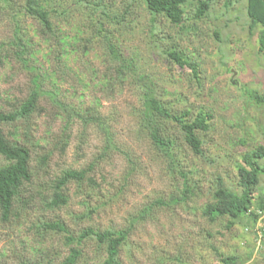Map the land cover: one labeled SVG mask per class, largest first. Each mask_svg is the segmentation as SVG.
<instances>
[{"label":"rangeland","instance_id":"obj_1","mask_svg":"<svg viewBox=\"0 0 264 264\" xmlns=\"http://www.w3.org/2000/svg\"><path fill=\"white\" fill-rule=\"evenodd\" d=\"M25 1L0 0V112L10 111L27 96L35 74L31 66L41 77L42 89L53 91L62 107L43 94L30 118L31 167L36 171L38 158L50 155L46 168L38 169L27 186L36 198L28 217L0 221V264L43 263L47 258L50 264H62L68 248L61 236L38 240L28 229L39 216L62 220L74 234L88 226L124 229L131 224L119 248L120 264H224L216 251L237 256L242 264H264V240L257 237L264 233V212L256 223L246 216L230 228L226 217L210 222L202 215L212 200L216 177L239 192L237 166L243 155L264 148V52L258 51L259 27L249 26L246 0H212L201 18L194 16L198 0H186L178 26L161 16L151 22L141 0H47V9H65L50 15L53 34L25 13ZM97 1L107 17L92 11ZM130 2L123 19L115 22L114 16ZM16 36L26 47L22 56L16 54ZM107 38L122 56L133 58L138 73L152 82L166 106L177 113L189 111L190 117L200 111L211 115L208 130L197 132L202 156L193 153L173 123L163 129L174 140L173 162L153 145L140 122L142 85L130 72L118 79ZM164 49L181 51L196 63L198 78L167 59ZM255 94L260 100L252 97ZM88 109L105 129L76 117L75 112L85 116ZM69 110L68 141L60 150L55 143ZM4 130L11 132L13 127L7 124ZM17 133L21 141L22 128L17 127ZM4 163L0 157V165ZM259 163L264 166V157ZM90 164L94 166L87 175L93 185L85 181L78 189L69 183L63 207H42L36 193L50 191L41 186L48 188L65 170ZM180 173L187 176L191 189L184 201ZM88 207L97 210L88 218H74ZM81 249L76 264H102V248L86 241Z\"/></svg>","mask_w":264,"mask_h":264},{"label":"trees","instance_id":"obj_2","mask_svg":"<svg viewBox=\"0 0 264 264\" xmlns=\"http://www.w3.org/2000/svg\"><path fill=\"white\" fill-rule=\"evenodd\" d=\"M82 1V0H80ZM132 1V0H131ZM144 7L151 16V22L157 16H161L171 25L178 26L183 22V4L186 0H141ZM212 0H198L194 12L196 18H201L209 9ZM47 0H26L25 13L37 19L42 29L53 34V23L50 20L52 12L64 13L65 9L57 10L55 8L47 9ZM92 11H100L104 16H108L105 7L100 1L93 2ZM131 2L126 5L120 16H114V21L119 22L130 7ZM100 8V9H99ZM246 15L250 27H259L258 31V51L264 52V0H246ZM99 31L103 30V23H98ZM154 33V27L151 29ZM20 37L16 36L15 43L18 50L16 54L22 56L26 50L25 44L20 43ZM107 41V49L113 60L116 62L115 71L118 79L121 81L126 79L127 72L132 77H136L139 84L142 85V107L139 110L141 126L147 131L153 145L156 146L166 157L173 162V146L174 140L167 137L164 133L165 125L173 123L178 126L185 143L191 148L194 154L202 156V140L197 132L207 131L209 128V120L211 115L207 112H197L193 117L189 116V111L177 113L170 106L158 97L150 80L146 81V75L138 73L136 64L131 57L122 56L116 46ZM163 55L173 61L179 68H188L194 79L198 78L196 63L192 62L183 52L176 49H164ZM35 74L32 77V88L27 96L15 102L8 112H0V157L4 160V164L0 165V221L9 222L15 218L28 217L29 208L35 206V197L28 191V185L33 183V179L38 175V169H45L48 164L50 152L42 154L37 161V169L31 167V151L28 146L33 144L32 134L29 132V121L31 116L39 107V99L43 94L51 97V102L57 104L60 108L62 104L57 103L56 94L53 91H44L41 85V77L34 66L30 67ZM254 99L260 100V96L252 95ZM65 107V106H64ZM63 107V108H64ZM62 108V110H63ZM84 116L81 111L75 112L83 124H97L101 129L103 121L92 112L87 110ZM72 113L66 112L63 118L64 124L62 132L57 136L58 141L55 146L60 144L59 149L64 150L68 136L65 134L66 129L71 123ZM9 124L13 127V131L5 132L4 125ZM23 125V126H22ZM17 127L22 128V140L20 141L17 133ZM163 127V128H162ZM164 129V130H163ZM31 143V144H30ZM35 144V143H34ZM264 157V148L258 146L256 149L246 152L242 157V164L237 166V185L239 192L231 190L225 182L216 177L215 183L211 187V201L206 203L202 209V215L210 222L217 218L226 217V228L242 223L243 218L250 216L251 221L256 223L260 213L264 212V177L261 183V192L257 195L260 177L264 176V166H261L259 160ZM94 164H90L87 168L80 170L68 169L52 180L48 188L41 186L42 190H49L50 195L38 190L39 202L46 210H55L63 207L68 202L66 188L69 183H74L78 189H81L86 181L88 185H93L94 180L87 175L91 171ZM183 178V191L180 197L181 201L186 200L191 189L188 185L187 176L180 173ZM177 198H172L176 201ZM96 207H88L86 213L79 214L74 218L76 220L90 217L96 212ZM147 211L146 209L144 210ZM131 224L124 229L105 228L98 229L93 227H85L77 233H71L66 224L59 219H46L39 216L35 221L29 223L28 229L33 232L38 240H46L56 236H61L68 253L62 261V264H76L82 255V245L86 241L95 243L97 249L102 248L105 256L102 264H120L118 261V252L121 245L126 241ZM260 239L264 240V233H257ZM260 241V240H259ZM220 260L224 264H242L237 256H222L216 251ZM264 257V251H263ZM51 259L40 261L35 264H50ZM20 264H27L20 261Z\"/></svg>","mask_w":264,"mask_h":264}]
</instances>
